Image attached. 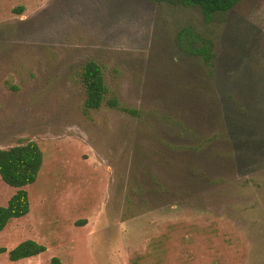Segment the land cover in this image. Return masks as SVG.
I'll use <instances>...</instances> for the list:
<instances>
[{
  "label": "rangeland",
  "instance_id": "rangeland-1",
  "mask_svg": "<svg viewBox=\"0 0 264 264\" xmlns=\"http://www.w3.org/2000/svg\"><path fill=\"white\" fill-rule=\"evenodd\" d=\"M193 28L213 67L178 45ZM101 64L85 109L81 69ZM36 141L0 264H264V0L207 22L154 0H0V148ZM18 188L0 176V205ZM47 247L12 261L25 240Z\"/></svg>",
  "mask_w": 264,
  "mask_h": 264
},
{
  "label": "trees",
  "instance_id": "trees-1",
  "mask_svg": "<svg viewBox=\"0 0 264 264\" xmlns=\"http://www.w3.org/2000/svg\"><path fill=\"white\" fill-rule=\"evenodd\" d=\"M177 5L198 6L207 22L213 20L220 12L234 8L240 0H154ZM178 45L185 52L201 57L204 62L213 67L215 54L212 42L204 39L193 28H183L178 33ZM81 80L85 87V109L97 110L103 104L134 113L135 111L121 107L116 98L108 99L109 87L100 63L95 60L87 61L81 69ZM44 163V153L34 140L21 142L10 148H0V176L9 185L18 188L6 206L0 205V233L14 218L26 216L31 209L29 192L26 186L35 183ZM47 247L35 240H25L9 251L12 261L34 257L45 252ZM0 247V253L6 252ZM50 264H67L59 257H53Z\"/></svg>",
  "mask_w": 264,
  "mask_h": 264
}]
</instances>
